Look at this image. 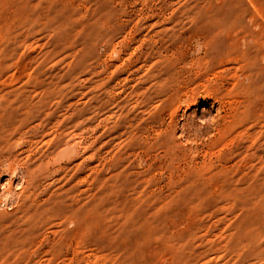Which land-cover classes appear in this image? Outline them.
I'll list each match as a JSON object with an SVG mask.
<instances>
[{"label": "rangeland", "instance_id": "rangeland-1", "mask_svg": "<svg viewBox=\"0 0 264 264\" xmlns=\"http://www.w3.org/2000/svg\"><path fill=\"white\" fill-rule=\"evenodd\" d=\"M0 264H264V0H0Z\"/></svg>", "mask_w": 264, "mask_h": 264}]
</instances>
